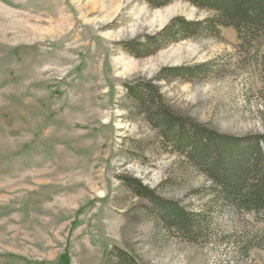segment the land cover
Masks as SVG:
<instances>
[{"label": "rangeland", "instance_id": "374dc122", "mask_svg": "<svg viewBox=\"0 0 264 264\" xmlns=\"http://www.w3.org/2000/svg\"><path fill=\"white\" fill-rule=\"evenodd\" d=\"M207 14L185 0H0V264H264V215L217 199L127 89L151 84L240 147L264 135V35L242 48L226 26L148 55L123 48ZM170 206L201 229L169 228Z\"/></svg>", "mask_w": 264, "mask_h": 264}, {"label": "trees", "instance_id": "16d2710c", "mask_svg": "<svg viewBox=\"0 0 264 264\" xmlns=\"http://www.w3.org/2000/svg\"><path fill=\"white\" fill-rule=\"evenodd\" d=\"M152 7H162L171 0H144ZM205 9L208 14L201 20L173 18L159 32L145 36L142 42L124 43V50L134 56L148 55L169 42L193 39L202 35H219L221 27H232L242 48L251 41L260 47L259 38L264 35V0H185ZM203 65L167 69L178 76L193 75L202 71ZM162 75L165 71H161ZM138 108H142L145 98L152 105L155 127L165 141L183 152L201 170H205L215 184V196L221 202L243 212L264 215V135H260L243 147L239 140L219 135L205 126L188 122L161 105L155 87L149 83H139L127 87ZM127 186L139 195L150 196L151 191L134 179H127ZM214 189V190H215ZM171 207V206H170ZM168 219L164 221L174 231L188 233L190 228L201 229L200 220L195 215L184 212L179 207H171ZM167 209V210H168ZM127 261H123V264Z\"/></svg>", "mask_w": 264, "mask_h": 264}]
</instances>
